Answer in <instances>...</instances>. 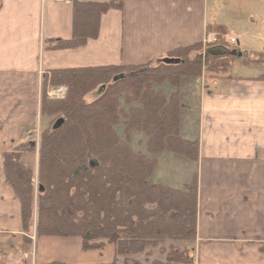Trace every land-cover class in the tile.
<instances>
[{
  "label": "crops",
  "instance_id": "1",
  "mask_svg": "<svg viewBox=\"0 0 264 264\" xmlns=\"http://www.w3.org/2000/svg\"><path fill=\"white\" fill-rule=\"evenodd\" d=\"M213 27L237 43L233 51L225 43L209 49L224 58L241 52L243 66L259 68L181 79V135L199 139V157L160 153L152 177L182 188L198 171L194 264H264V0H122L102 13L95 36L68 47L53 44L74 36V0H0V264H108L95 251L106 246L84 250L79 236L37 237L35 227L28 235L21 199L6 180L4 152L39 124L51 71L158 61L179 46L203 44Z\"/></svg>",
  "mask_w": 264,
  "mask_h": 264
},
{
  "label": "trees",
  "instance_id": "2",
  "mask_svg": "<svg viewBox=\"0 0 264 264\" xmlns=\"http://www.w3.org/2000/svg\"><path fill=\"white\" fill-rule=\"evenodd\" d=\"M121 5L122 0H74V36L55 40L53 46L82 44L97 34L102 13ZM201 46L174 49L167 57L180 58L179 63L161 59L51 71L44 81L62 85L66 94L56 100L41 97V113L58 114L64 122L55 129L56 119L41 135L36 199L34 170L21 162L35 151L31 138L23 136L3 155L6 180L20 196L28 235L35 227L37 237L79 236L84 250L112 244L116 256L108 264H118L119 257L123 264H146L134 257L141 253L148 264H194L198 171L182 188L151 177L160 153L198 160L199 139L181 135L180 85L183 76L202 74L204 53L194 50ZM165 81L174 87L170 95L155 87ZM99 86V96L86 101L84 95ZM122 121L120 134L116 126ZM133 131L145 135L146 151L132 146ZM25 240L31 241L28 236ZM153 248L165 253L164 259L150 260Z\"/></svg>",
  "mask_w": 264,
  "mask_h": 264
},
{
  "label": "rangeland",
  "instance_id": "3",
  "mask_svg": "<svg viewBox=\"0 0 264 264\" xmlns=\"http://www.w3.org/2000/svg\"><path fill=\"white\" fill-rule=\"evenodd\" d=\"M210 31L218 34L219 38L222 39L221 43H225L227 46H229L226 48H228L229 50H230V47H231V49H234V48H232L231 45H229L228 41L226 42L227 35H225L223 32H221L219 28L213 27L210 29ZM223 40H225V41H223ZM216 44H218V42H216ZM249 47L252 48L253 50H259V48H260L259 46H254L252 44L248 45V48ZM210 48H212V47H210ZM194 50L196 51L195 53H197V52H202V54L204 53L203 54L204 60H203V65H202L203 67H202L201 73H203L204 70L208 71L209 73H216L217 70H221L220 68H224V70L227 72L228 75H249V74H252L253 72H255V70L259 68V65H256V64H251L250 67L243 66L239 60L241 52H237V54H235V53L231 54L230 51H233V50H230L229 53H226V54H228L227 55L228 58H224L223 57L224 55L220 54V50L218 47L217 48L213 47V49H209V47L207 48V47H204V45H202L201 48L198 49V47H197V49H194ZM207 51H209V52L211 51V54L206 55ZM221 52H224V51H221ZM245 56H246V58H248V60H250V59L255 58L256 54H253L250 52H245ZM258 57H260V60H264V53L258 55ZM230 61L233 62V65L229 67ZM223 73L226 74L225 72H223ZM183 77H187V76H183ZM50 78H51V76H50ZM155 87L158 89H162L164 91V93L167 95H170L174 90L173 85L168 81H165L164 83L159 84V85H155ZM61 88L64 90V92L66 94V88L65 87H63L62 85H52V83L50 82V79H48V80L43 82L42 97L45 95L48 99H52V100L59 99V97H57L56 95L58 93V90ZM51 93H53V94H51ZM100 93H101V87L99 86V87L87 92L84 95V99L88 102H91L94 99H96ZM41 115H42V118L39 120V124L35 125L34 127H30L29 129H27L25 131V135H24L25 137L31 138L32 144L35 145V151L25 155L21 160V162L24 164V166L29 167V168L34 170V177H36V182L34 183L35 199L37 198L38 193H39L38 192V186H37L38 185L37 170H38V166H39L38 160H39V146H40V141H41V135L47 128L51 127L52 123L59 117V116H57L58 114H55L53 116H48V115H44L41 113ZM116 129L120 134L123 133V129H124L123 121L119 125L116 126ZM145 139H146V137L143 133L138 132V131H133L132 135H131V144L137 150L146 151V147L144 145ZM3 165H4V158H3ZM158 179H159V176H157V175L154 177H151V180L153 182H158L157 181ZM168 244L169 243H167V245ZM112 246L113 245H111V244L110 245L107 244L105 250H95V251H98V253L103 254V256H98L99 262L110 263L113 261L114 256L112 254L113 252L111 251V249L113 248ZM165 256H166V254L160 252L159 248H153L151 255L149 256V259L150 260L164 259ZM134 257L137 258L138 260L140 259L143 263L148 264L146 262V256L144 253L135 255Z\"/></svg>",
  "mask_w": 264,
  "mask_h": 264
},
{
  "label": "built area",
  "instance_id": "4",
  "mask_svg": "<svg viewBox=\"0 0 264 264\" xmlns=\"http://www.w3.org/2000/svg\"><path fill=\"white\" fill-rule=\"evenodd\" d=\"M218 34L215 33V32H208V34L206 35L205 39H204V43L207 45V44H210V43H216V42H220L222 39H220ZM219 40V41H218ZM226 41H228L229 43H236V37H233V36H227L226 38ZM53 94V93H51ZM65 95V92L64 90L61 88L58 90V93H57V97L59 98H63Z\"/></svg>",
  "mask_w": 264,
  "mask_h": 264
},
{
  "label": "water",
  "instance_id": "5",
  "mask_svg": "<svg viewBox=\"0 0 264 264\" xmlns=\"http://www.w3.org/2000/svg\"><path fill=\"white\" fill-rule=\"evenodd\" d=\"M164 62L166 63H179L181 60L180 58H171V57H165L162 59ZM118 78V76L116 77V79ZM64 122V118L60 117L59 119L56 120V122L54 123L53 127L55 129L59 128L62 123Z\"/></svg>",
  "mask_w": 264,
  "mask_h": 264
}]
</instances>
